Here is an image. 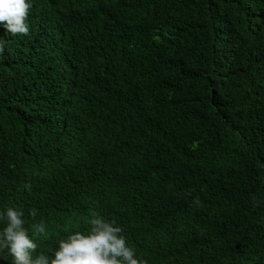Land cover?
<instances>
[{"label":"trees","instance_id":"1","mask_svg":"<svg viewBox=\"0 0 264 264\" xmlns=\"http://www.w3.org/2000/svg\"><path fill=\"white\" fill-rule=\"evenodd\" d=\"M27 23L0 28V207L44 221L38 250L96 212L146 264H264V0H31Z\"/></svg>","mask_w":264,"mask_h":264},{"label":"clouds","instance_id":"2","mask_svg":"<svg viewBox=\"0 0 264 264\" xmlns=\"http://www.w3.org/2000/svg\"><path fill=\"white\" fill-rule=\"evenodd\" d=\"M31 0H0V28L9 33L27 34V16ZM198 202V201H197ZM28 215L35 217L37 210ZM85 230L73 229L48 251L38 250L34 236H47L44 221L29 223L25 211L17 205L0 207V252H6L11 264H146L122 234L115 220L93 212Z\"/></svg>","mask_w":264,"mask_h":264}]
</instances>
